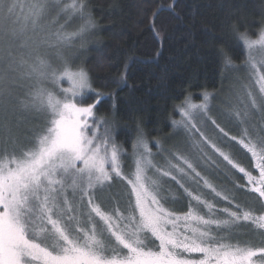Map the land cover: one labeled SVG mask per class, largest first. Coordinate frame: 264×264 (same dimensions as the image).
Listing matches in <instances>:
<instances>
[{
    "label": "snow or ice",
    "instance_id": "obj_1",
    "mask_svg": "<svg viewBox=\"0 0 264 264\" xmlns=\"http://www.w3.org/2000/svg\"><path fill=\"white\" fill-rule=\"evenodd\" d=\"M177 7L149 10L161 48L166 14L196 26ZM259 23L227 14L231 44L205 25L221 91L172 105L170 147L137 122L126 148L96 114L114 94L77 62L91 0H0V264H264V8Z\"/></svg>",
    "mask_w": 264,
    "mask_h": 264
},
{
    "label": "trees",
    "instance_id": "obj_2",
    "mask_svg": "<svg viewBox=\"0 0 264 264\" xmlns=\"http://www.w3.org/2000/svg\"><path fill=\"white\" fill-rule=\"evenodd\" d=\"M155 2L91 0L98 28L92 33L93 41L77 58L90 69L94 87L114 94L115 108L113 98L106 96L96 114L115 118L122 132L118 139L126 148L137 122L149 141L163 139L172 132L170 117L178 118L172 111L174 103H180L187 93L200 100L203 91L221 87L218 64L204 39V26H215L222 41L231 44L230 29L227 25L221 27V20L234 13L256 30L264 8V0H177V11L182 15L195 12L197 23L189 33L183 24L166 14L163 22L167 32L161 48L148 29L149 10ZM157 51L159 57L155 55ZM129 56L134 59L129 63L127 84L117 85L111 77Z\"/></svg>",
    "mask_w": 264,
    "mask_h": 264
},
{
    "label": "rangeland",
    "instance_id": "obj_3",
    "mask_svg": "<svg viewBox=\"0 0 264 264\" xmlns=\"http://www.w3.org/2000/svg\"><path fill=\"white\" fill-rule=\"evenodd\" d=\"M93 31H94V30H93ZM92 41H93V34H91V35L88 36V38H87V40H86L85 47H86L88 44H90ZM84 49H85V48H84ZM82 50H83V49H82ZM82 50H81V51H82ZM81 51H80V53H81ZM80 53H79V54H80ZM79 54H78L77 58L79 57ZM62 87H63V88H68V87H70L69 82H67V81L62 82ZM223 87H224V90H225V92H226V89H227V87H228V82H227L226 80H225V82H224ZM220 91H221V87H219L217 90H213V91H209V92H210V93H217V92H220ZM202 99H203V97L201 96V99H200V100H194V99H192V101H193V103H200V102L202 101ZM213 103L216 104V105H219L220 100H219V99L214 100ZM100 117H101V116H100ZM177 119H179V116H178ZM159 140L161 141V144L163 145V147H165V148L170 147V146L175 142V140H174V134H173V129H172V132L169 134V136L163 137V139H159ZM153 147H154V146H153ZM152 150H153V152H156V148H155V147H154ZM156 159L159 160L160 157L157 156Z\"/></svg>",
    "mask_w": 264,
    "mask_h": 264
}]
</instances>
